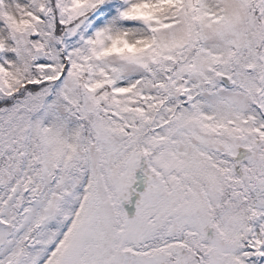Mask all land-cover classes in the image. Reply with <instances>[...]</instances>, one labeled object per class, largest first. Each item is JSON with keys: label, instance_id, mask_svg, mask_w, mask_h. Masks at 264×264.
<instances>
[{"label": "snow or ice", "instance_id": "obj_1", "mask_svg": "<svg viewBox=\"0 0 264 264\" xmlns=\"http://www.w3.org/2000/svg\"><path fill=\"white\" fill-rule=\"evenodd\" d=\"M0 264H264V0H0Z\"/></svg>", "mask_w": 264, "mask_h": 264}]
</instances>
